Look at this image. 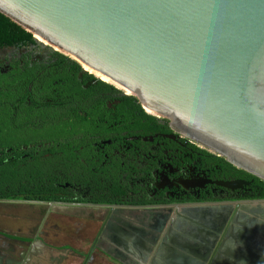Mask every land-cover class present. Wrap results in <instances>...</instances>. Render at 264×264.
<instances>
[{"label":"flooded vegetation","instance_id":"flooded-vegetation-1","mask_svg":"<svg viewBox=\"0 0 264 264\" xmlns=\"http://www.w3.org/2000/svg\"><path fill=\"white\" fill-rule=\"evenodd\" d=\"M26 41L0 22V264H264L253 179Z\"/></svg>","mask_w":264,"mask_h":264},{"label":"water","instance_id":"water-1","mask_svg":"<svg viewBox=\"0 0 264 264\" xmlns=\"http://www.w3.org/2000/svg\"><path fill=\"white\" fill-rule=\"evenodd\" d=\"M0 13L264 181V0H0Z\"/></svg>","mask_w":264,"mask_h":264},{"label":"trees","instance_id":"trees-1","mask_svg":"<svg viewBox=\"0 0 264 264\" xmlns=\"http://www.w3.org/2000/svg\"><path fill=\"white\" fill-rule=\"evenodd\" d=\"M0 22L4 25L5 28L10 27V28L14 29L15 31H17V32L21 35L22 40H27L26 42H32L31 40H33V36H32L31 33L25 31L22 27L18 26L16 23H14V22L11 21L8 17H6L5 15H3V14H1V13H0ZM131 98L134 100V102H137V101L135 100V98H133V97H131ZM136 107H137L139 110H141V109H140L141 107H140L139 104H136ZM141 111H142V110H141ZM142 112H143V111H142ZM143 114H144L143 116H144V118H145L146 120H148V121H150V122H156V117L151 116V115H149V114H146V113H144V112H143ZM165 121H166V120H165ZM165 121H164V122H165ZM218 158H219L220 160H223V159L220 158V157H218ZM223 161H224V160H223ZM224 163H225L226 165H228V166L231 168L232 171L240 172V173L246 175L247 178H249V179H253V183L259 185V186L262 188V193L259 195V198H264V181L259 180L258 178H256V177H254V176L248 174L247 172H244V171H242V170H240V169H236L235 167H233L232 165H230V164L227 163L226 161H224Z\"/></svg>","mask_w":264,"mask_h":264},{"label":"rangeland","instance_id":"rangeland-1","mask_svg":"<svg viewBox=\"0 0 264 264\" xmlns=\"http://www.w3.org/2000/svg\"><path fill=\"white\" fill-rule=\"evenodd\" d=\"M2 211L6 212V213H8V212H15V211L16 212H19L18 210L11 209V208H8V207L0 209V213H2ZM32 211H33V213H38L37 210H32ZM41 212H46V210H42ZM49 217L52 218V219H55V221H57V220L63 221L66 224V226L67 225H70V223H72L71 219H69L68 217H66L64 215H61V214L59 215V214H57L55 212L54 213L49 212ZM0 220H2L1 221V223H2L4 221V218L1 217ZM6 220H8V219H6ZM63 239H66V238H61L59 240H63ZM87 244L84 243V245H83L82 242H79V241L78 242L77 241H74L73 242V245L76 246L78 249H83V248L87 247Z\"/></svg>","mask_w":264,"mask_h":264},{"label":"crops","instance_id":"crops-1","mask_svg":"<svg viewBox=\"0 0 264 264\" xmlns=\"http://www.w3.org/2000/svg\"><path fill=\"white\" fill-rule=\"evenodd\" d=\"M190 251H191V250H190ZM173 254H175V252H174ZM166 263H167V264H170V259H169L168 257H167Z\"/></svg>","mask_w":264,"mask_h":264}]
</instances>
